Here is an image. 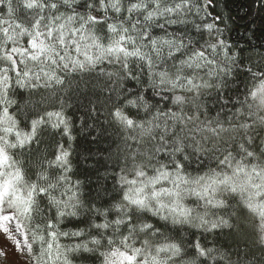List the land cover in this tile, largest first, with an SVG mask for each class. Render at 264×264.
<instances>
[{"label": "snow or ice", "instance_id": "1", "mask_svg": "<svg viewBox=\"0 0 264 264\" xmlns=\"http://www.w3.org/2000/svg\"><path fill=\"white\" fill-rule=\"evenodd\" d=\"M245 7L0 0V264H264V0ZM81 136L111 141L95 195Z\"/></svg>", "mask_w": 264, "mask_h": 264}, {"label": "trees", "instance_id": "2", "mask_svg": "<svg viewBox=\"0 0 264 264\" xmlns=\"http://www.w3.org/2000/svg\"><path fill=\"white\" fill-rule=\"evenodd\" d=\"M250 6V0H227V7L230 11V15L237 21L238 25L246 23L245 20H241L240 17L244 16L247 11V7ZM235 27V26H234ZM244 29L241 28L240 32ZM253 43L259 45L264 42V30H261V22L259 18H256V26L252 29ZM233 38H239V33L234 32ZM111 141L105 137L103 139L97 138L95 142L92 141L90 136H81L77 138V153L74 156V163L79 169L80 178L86 181V191H90L95 195L97 188V170L103 172L104 161L97 163L99 154L103 153L107 155V149ZM107 187H111V181H108ZM91 264V262H86Z\"/></svg>", "mask_w": 264, "mask_h": 264}, {"label": "rangeland", "instance_id": "3", "mask_svg": "<svg viewBox=\"0 0 264 264\" xmlns=\"http://www.w3.org/2000/svg\"><path fill=\"white\" fill-rule=\"evenodd\" d=\"M8 252L7 264H20V258L11 247L8 248Z\"/></svg>", "mask_w": 264, "mask_h": 264}]
</instances>
